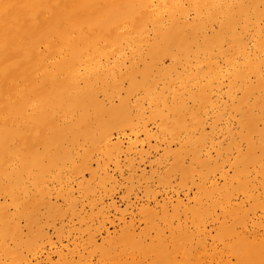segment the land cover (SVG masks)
<instances>
[{"label":"bare ground","instance_id":"1","mask_svg":"<svg viewBox=\"0 0 264 264\" xmlns=\"http://www.w3.org/2000/svg\"><path fill=\"white\" fill-rule=\"evenodd\" d=\"M9 2L17 3V4L30 5V7H25V8L13 10V15L18 13L19 16L21 17L22 22H16L12 18V16H10L7 19L0 17V197L3 196L2 197L3 200L1 199L2 201H0V258L3 259L2 262H7V264H27L30 257L27 260V257L24 254V250L27 247L29 242L32 243L29 238L30 237L33 238L31 235H33L34 233H36V236H37L38 232L40 234H44V232H45L44 231L42 233L38 230H36L37 232H34V231L32 232V230L34 228H31L32 229L31 232L33 234H30L31 232L29 231L30 229L28 228V226H30V224L31 225L36 224V223H34L35 222L34 216H37L38 213L36 215L34 210L37 211L36 208L39 207V206L37 207V204H38V202L40 203V201H39L40 199H37V197H35L34 195L29 194L30 190L28 191V187H30V186H28V187L26 186L28 184V181L24 182L23 179H25V178L22 179L23 176L26 177V176L31 175V174L33 175L32 172H35L34 173L35 175H36V173L39 174V176L37 175L36 177H40V175L43 174L45 172V170L47 171V169H50V165H52V162L55 161L54 162L55 164L53 166H51V168L57 165L56 161L58 159L63 161V159L65 158L66 155L68 156V158L66 156V160L71 159V157H69L70 156L69 153L67 154L64 151H62V149L65 147V146L62 147V145H66V144H64L65 142L66 143L70 142V144L73 143V145H74L77 142L79 143V140L81 143V139H82L87 143H92L94 145L99 144V146H101L100 149L102 147H104L105 150L102 149L101 150L102 152L106 151L108 148L119 150L120 146L117 144L118 140L115 142L116 144H114V140L110 142V137H111L110 131L113 129V130L119 132V131L125 129L124 127H126V128L130 127L131 129H135L134 124H137V123H136V121H135V123L132 121L133 115H136V116L139 115L141 117H143V115H147V114H144V112L142 115L139 114L140 111H142L143 108L147 107V106L152 111H155L154 112L155 114H158L155 117L160 115L159 114L160 111H162V113L164 111V114H165V110H167V112L173 111L171 113H174V111L179 110V113L178 112L177 113L180 114L181 113L180 111L182 110V111L187 112L190 115L192 120L195 119L198 116L197 115L193 116V115L196 114V112H198L200 109L203 108V105L205 104L206 101H208L209 104L212 103V101L208 99L209 98L208 96L210 95L209 93L211 92V90L213 88L212 80H215V82H216L217 77L221 76V73H222L220 70V67H219V60L224 61L225 62L224 65L225 64L227 65V66L225 65L226 66L225 68H227V70L225 69L227 72L226 76L229 77L228 81H230L229 82L230 84H227L228 86L230 85L229 86L230 91H228L229 90L228 86H227V90H226V91H228V93H229L228 95H230V96L226 95V92H225V95H226V97L228 96L227 99H229L230 97H234L233 105L230 102L232 105V108L229 107V109H233L235 111L233 113L238 114V117L235 116V117H237V121H238L236 123L241 128H243L245 130L244 133L243 132L242 133L243 134L246 133V135H244V138H246V140H247V141H245V142H247L246 146H248L247 151L245 153L240 152V154H239V152H237L239 154V156H238L239 158L238 157L237 158H238V160L240 159L242 161L246 160L247 164L251 162L253 164H258L259 166H263L262 164H264V46H262V45H264V33H262V29H264V22H262V21H264V15H262V9H261L262 0H9ZM238 3H243V4L247 5V7H244V8H231V7H229V5H231V4H238ZM221 20H225V21L232 20L234 22L229 25L228 29L223 34H221L219 32L214 33L213 32L214 22H215V27L219 28L220 27L219 22ZM164 58H169V60L171 61V64L167 65L166 61H165L164 64H166V65H164L162 63ZM126 59L129 61L128 66L125 65ZM177 65L182 67V69L180 68V71H178L179 68L177 69ZM222 66H223V64H222ZM222 69H223V67H222ZM223 72H225V71H223ZM137 77H139V79H137ZM223 77H224V74H223ZM220 79H222V78H220ZM175 81H178V83H177V84H179V87L177 86L178 89L177 88L173 89V87H172V83H175ZM218 81H219V79H218ZM124 82H127L126 86H124ZM160 84L162 85L161 87H159ZM214 84H216V83H214ZM221 84L222 83L219 81V83L217 84V87H219V85H221ZM220 87H219V89H220ZM140 90H142V96L138 95V92ZM218 92H216V94H218ZM139 94H140V92H139ZM218 96H219V94H218ZM114 97L118 98L117 103H115V101L113 102ZM232 99L233 98H231L229 100L232 101ZM215 100H216V98H215ZM219 100H221V98ZM144 102H146L147 105L144 106ZM217 103H215V104H217ZM223 103H226V102H222V104ZM227 103H228V101H227ZM212 105H213V103H212ZM212 105L210 107H212ZM224 105H226V104H223V106H222L221 102H220L221 108H223ZM214 107L217 108L216 105H214ZM148 108H147V110H149ZM224 109H225V107H224ZM144 110H145V108H144ZM220 110L221 109L216 111L219 115H221L220 113L222 112ZM152 111L151 112L147 111V112L150 113V115L152 114V116H153L154 114L152 113ZM206 111H207V107H206ZM101 112L103 114L102 116L99 115ZM132 112H139V113L137 115V113L133 114ZM156 112H159V113H156ZM162 113H161V116L163 115ZM177 113H176V115H177ZM233 113H232V115L229 114L231 116V120L233 117ZM214 114H216V113L214 112ZM182 115L184 116V114H182ZM185 115H187V114H185ZM206 115H207V112H206ZM209 115H213V113L209 114ZM166 116H167V114H166ZM173 116H174V114H173ZM178 116H180V115H178ZM204 116H205V114H204ZM141 117H139V118H141ZM151 117H149V118H151ZM93 118H95L96 119L95 121H97V123L99 124V126L97 125L99 127V128L97 127L98 129H96L94 127L95 124L92 123V120H94ZM149 118H147V119H149ZM164 118L167 119V117H164ZM169 118L170 117H168V119ZM205 118H207V117H204V119ZM138 119H137V121H138ZM175 119L176 120L174 121V123H176V124H177L176 121H180L181 124L184 121V117H183V120L181 118L182 122L177 117ZM200 119L202 121L201 117H200ZM200 119H199V122H200ZM135 120H136V118H135ZM162 120L163 119H161L159 121L161 122ZM186 120H185L184 124H186ZM192 120H191V122H194ZM159 121H158V123H159ZM170 121L167 123H170ZM234 121H235V119H234ZM139 122L142 123L143 121H139ZM191 122H190V124H191ZM197 122H198V120H197ZM158 123H157V125H158ZM174 123L171 121L169 126H171V128H172ZM204 123H205V121H204ZM92 124H94V125H92ZM197 124L195 123L196 127L198 126ZM91 125L93 127L92 129H91ZM139 125H141V124H139ZM183 125L181 126L182 128H183ZM202 125H203V123H202ZM227 125L228 124H226V126ZM162 126H163V123H162ZM162 126H160V128ZM226 126L224 127L225 130H229L227 128H230V125L227 127ZM158 127H159V125H158ZM179 127H177V128H179ZM191 128H192V126H191ZM140 129H143L142 131L145 130L144 127L140 128ZM165 129L167 130V128H165V126H164V130ZM175 129H176V127H175ZM175 129H174V131H177ZM184 130L185 129H183V133H181V135H183L185 133ZM186 130H188L187 126H186ZM200 130H202V128ZM200 130L199 131L196 130L198 132V136L193 135V137H197V140L195 139L196 142L198 140L200 141L202 139V138H200L201 136L203 138L206 136L205 131L208 132L207 130H205L204 133L202 132L203 134H201V133H199V132H201ZM239 130L241 131L240 128H239ZM193 131H195V130L193 129ZM236 131H238V130H236ZM161 132H163V130ZM168 132H170V131L168 130ZM146 133L145 134L143 133L145 137L148 136V135L146 136ZM164 133H165V131H164ZM227 133H229V132L227 131ZM230 134H232V133H230ZM239 134L241 135L240 132H239ZM121 135H123V134H121ZM175 135H177V134H175ZM175 135L173 138H175ZM195 135H197V134H195ZM253 135H255V139L253 138ZM210 136H212V135H210ZM181 137L183 140V136H181ZM189 137L190 136H188V138H186V139L184 137L185 140H183L187 144H189L188 147H190L189 142H191V141L187 140V139H189ZM177 138H179V137H177ZM180 138H179V140H180ZM236 138H237V136H236ZM229 139H231V136L228 137V140ZM127 140H128V142L130 141L129 139H127ZM242 140H245V139H242ZM84 141H82V143ZM183 141H181V142H183ZM36 142H38V143L40 142L41 144L39 143V146L42 145L43 148L41 149V147H40V149H37L38 143H36ZM119 142H121V140H119ZM137 142L138 141H136V143H134V144L136 145ZM181 142L178 144L179 146H180ZM196 142H192V144H196ZM233 142L235 144L236 141H233ZM78 143L76 145H78ZM130 143L132 144L131 141H130ZM130 143H128L129 146H130ZM197 143L201 149V144H199L200 142H197ZM201 143H202V147H203L204 146L203 141ZM219 143L217 142V144H219ZM33 144H36V145H34V147H32ZM182 144H181V148L185 149V146L182 147ZM207 144H210V142ZM80 145L82 146V144H80ZM135 145H133V146H135ZM178 145H177V147H179ZM225 145H227V142H226V144L224 143V146ZM235 145H233V149H235L237 147L236 151H238L240 141H239L238 145H236V147L234 148ZM35 146H36V148H35ZM124 146H126V145H124ZM228 146L230 147V143H228ZM126 147H127L126 149L128 150V146H126ZM188 147H186V148H188ZM192 147H194V145H192ZM68 148H72V147H68ZM73 148H75V146ZM82 148H84V147H82ZM181 148H176L175 149V152L177 150L176 153H174V151L170 152V150L169 151L166 150V152H170L173 155L175 154V156H176L179 152L178 149L181 150ZM194 148H191V151H192V155L194 156V158H195V156L197 157V158H195L196 162H197V159L199 158L198 156H201V155H198V153H197L199 148L198 147L195 148L197 151ZM211 148H214L212 146V144H211ZM84 149H86V147ZM192 149H194V150H192ZM222 149H223V152H226V151H224V147ZM231 149H232V147H231ZM65 150H66V148H65ZM82 150H80V151L82 152ZM98 150H96V152ZM108 150H107V152H109ZM227 150H228V148H227ZM229 150H228V152H229ZM245 150H246V148H245ZM51 151L55 152L54 153L55 157H56L57 153L60 154L59 151H62L61 153L66 154V155L63 156L64 158H61V156L58 154L59 157L58 158L56 157L55 158L56 160L53 158L51 159L50 158L51 154L48 153ZM73 151H74V154H76L77 151H75V150H73ZM110 151H112V150L110 149ZM194 151H196L195 155H194ZM231 151H233V150H231ZM87 152L88 151H86V153ZM102 152H101V154H102ZM107 152H104V153L107 154ZM120 152H118V153L116 152V154H119ZM122 152H123V150H122ZM125 152L126 151H124L123 153H125ZM187 152H189V151H187ZM84 153H85V150H84ZM84 153H82V157L79 155L81 157V159H84V156H86V154H84ZM170 153H166V155L170 154ZM185 153H183V154L185 155ZM204 153H205V151H204ZM74 154H73V156L72 155L71 156L74 157ZM208 154L209 153H206V155H207L206 157L209 160L213 159L214 161L213 160L212 161L215 163V160L217 159L218 156L215 157L216 158L215 159L214 158L215 155H214L213 158L210 159L209 157L211 156V154H209V157H208ZM218 154L219 153H217L216 155H218ZM238 154H236V155H238ZM192 155H190V156H192ZM223 155H225V154H223ZM223 155H222V157H223ZM236 155H235V157H236ZM79 156H77V158ZM225 156H227V155H225ZM103 157H104V155H103ZM173 157H171L172 163L175 164L176 161H178L179 165H180L182 163V157H184V156H182L181 159H179V156L177 155L176 157L179 160L177 159L176 161H175L176 157L174 159H173ZM228 157H229V155L227 156V158ZM231 157L233 158V156H231ZM96 159H97V157H96ZM183 159L185 161V157ZM203 159H205V161ZM225 159H226L225 157L222 158V160H225ZM52 160H54V161H52ZM173 160H174V162H173ZM190 160H191V157H190ZM207 160H206L205 156H202L201 161L207 162ZM209 160H208V162H209ZM222 160H220V163L222 162ZM238 160L236 159V162H234V164H233V166L235 167L236 170H237L236 163L238 162ZM61 161L59 163V167H60ZM64 161H65V159H64ZM73 161H74V159H73ZM82 161L84 162L85 160H81V162ZM90 161H92V160H90ZM106 161L110 162V160H106ZM115 161H117V160L115 159ZM131 161H132V159H131ZM131 161L128 160L129 163ZM229 161L231 162L230 159H229ZM233 161H235V160L233 159ZM66 162H68V161H66ZM81 162H78L76 164V166L75 165L72 166L74 163L70 162V166L73 168L78 167L77 173H79V169H81V168H79V166L81 167V165L83 164L82 163L81 165H79V163H81ZM101 162H102V160H101ZM112 162H113V160H112ZM84 163H87V162L85 161ZM106 163H108V162H106ZM172 163H170V165ZM191 163H192L191 161L189 164L186 163L187 165L190 166V168H189V166H186L185 163L184 164L189 169V170H186V172L193 174L192 172H189V171H192V167H193V166H191ZM198 163L200 164V162H198ZM202 163H201V166L203 165ZM241 163H242V165H245L243 162H241ZM62 164H64V163H62ZM116 164L114 163V165H116ZM173 164H172V166H173ZM177 164L178 163H176L175 165H177ZM184 164L182 163V165H184ZM216 164H218V163H215V166H216ZM222 164H224V163H222ZM86 165H88V167H89V164H86ZM101 165L104 166V164H101ZM175 165H174L175 168L174 167H173L174 169L172 168V170L174 172H175L176 168H178V165H177V167ZM212 165H213V163H212ZM230 165L232 166V162L230 163ZM242 165L240 166V168H242ZM94 166H92V168L89 167V171L91 169L94 170L93 169ZM215 166L213 165L214 169H216V167H217V166L216 167ZM247 166H249V164ZM57 167H58V165H57ZM98 167H97V169H98ZM118 167H120V166H118ZM171 167L169 166V169ZM213 167H211V168L213 169ZM255 167H257V166H255ZM60 168H59V170H60ZM66 168H69V167H66ZM76 168H74V170ZM228 168H229V164H228ZM240 168H238V169H240ZM251 168H253L252 164H251ZM263 168H264V166H263ZM82 169L85 170L86 168H82ZM179 169H182V166ZM223 169H225V167ZM231 169H232L231 171L233 173L234 172L233 168H231ZM84 170H82L80 172L83 173ZM213 170H212V174H213ZM236 170H235V172H236ZM242 170H244V169H242ZM254 170L257 171L258 169H254ZM53 171L57 172L55 170H53ZM182 171L181 172L178 171V172H180V174H181ZM184 171H185V169H184ZM197 171H199V169ZM204 171H208L210 173L209 170L205 169ZM225 171H227V170H224V174H225ZM239 171L241 173V170H239ZM239 171H238V173H239ZM47 172H48V174H50L49 173L50 171H47ZM93 172H91L89 174L91 175V174H93ZM103 172H104V169H103ZM194 172H196V171H194ZM208 172L206 173V175L208 174ZM77 173H75V174H77ZM96 173L99 174V171ZM109 173L111 174V172H109ZM151 173H152V175L154 174V172H151ZM232 173H230L231 177H232ZM260 173L262 174V170H260ZM68 174L65 173V177ZM97 174H95V175L98 177H101V175L99 176ZM148 174H150V173H148ZM184 174H183V176L185 177L186 173H184ZM202 174L205 175V173L203 171H202L201 175ZM221 174H222V172H221ZM230 174L228 176H230ZM246 174L248 175V172ZM255 174H256V172H255ZM255 174L254 175L252 174V175L255 176ZM72 175H73V173H72ZM106 175H107V173H106ZM197 175H195V176L197 177ZM222 175H220V176L223 179V177L225 175L224 176H222ZM241 175L243 177V174H241ZM104 176H105V173H104L103 177ZM188 176L187 177L189 179H191L192 175H191V177H190V174ZM34 177L32 178V180H30L31 177L29 178V181H30L29 184L30 185H32L31 181H33ZM36 177L34 180H36ZM42 177H40V178H42ZM108 177H110V176H108ZM234 177H236V176H233L232 181L234 180V181L239 182L238 180H241V179L236 180ZM262 177L264 178V174L262 175ZM262 177L260 178L261 180L259 179V181L263 182ZM60 178H61V174H60ZM144 178H145V176H144ZM146 178L144 180H146ZM148 178H150L149 175H148ZM192 178H194V175ZM213 178H214V176H213ZM252 178L255 179L254 177H252ZM110 179H112V177ZM141 179H143V178H141ZM210 179H209V182H210ZM244 179H246V178H244ZM244 179H243V181L245 184L249 178L246 179V181ZM60 180L62 181V179H60ZM81 180H79L80 182L77 181L78 183H81L80 185H82ZM97 180H99L101 183L103 182V181H101V178L100 179L97 178ZM191 180H193V179H191ZM201 180L202 179L200 178V181ZM205 180H202L201 182H204ZM212 180L214 181V179H211V181ZM37 181H38V179H37ZM64 181H65V179H64ZM108 181H109V179H108ZM108 181H106V182H108ZM223 181H226V180L223 179ZM227 181H228V179H227ZM232 181L230 180V183L228 182V184L230 185ZM209 182H208V184H209ZM25 183H26V185H25ZM33 183H35V182L33 181ZM198 183L199 182H195L196 186ZM247 183H248V181H247ZM254 183H255V181H254ZM86 184H88V183H85V184L83 183V185H86ZM199 184H201V183H199ZM199 184H198V186H199ZM205 184H203V185H205ZM221 184L223 185V187ZM221 184L218 186H216V185L211 186L210 185L212 189L213 188H216V189L211 191V189L209 187V189L207 188L206 193H208V190H210V192L215 191V193H216V190L218 188H219L218 190H222L224 188L229 187V186L225 187L226 183L224 184V182ZM233 184H235V183H233ZM239 184H241V183H238V185ZM250 184H252V181ZM261 184L263 185L264 183H261ZM261 184L260 183L258 184V181H257L256 185H258V187H259V185H261ZM64 185H67V184H64ZM76 185H77V183H76ZM80 185H78V186H80ZM96 185H98V182ZM99 185H101V184H99ZM232 185H231V187L233 190L235 187H233ZM256 185L252 184L250 186L257 187ZM262 185H261L260 189H262ZM62 186L59 185V187H62ZM89 186L90 185H87V187H89ZM198 186L196 187V191H198L197 190V188H198L201 190V193H202L204 186L200 187V188ZM235 186L237 187V184ZM250 186L248 185V187H250ZM37 187H39V186H37ZM82 187H84V190H85L82 192L86 193L87 187L86 188H85V186H82ZM220 187H222V188H220ZM254 187H253V189H255ZM240 188L242 189V185H240ZM35 189L37 190L38 188H35ZM236 189L237 188H235V190ZM249 189H251V188H249ZM253 189H252V191H253ZM38 190H40V189H38ZM78 190H79V187H78ZM81 190L82 189L80 188V193H81ZM90 190H88V191L90 192ZM224 190L226 191V189H224ZM228 190H230V189H228ZM228 190L226 191V193L228 192ZM235 190H234V192H237ZM44 191L42 192V189H41V192H38V193L41 194L42 196L44 195V198H46L45 195L47 194V191L45 193H44ZM57 191L58 190L56 189L55 192H57ZM66 191H65V193H66ZM256 191L258 193L259 190H256ZM51 192H53V189ZM51 192H50V194H51ZM210 192L208 194H210ZM42 193H44V194H42ZM60 193H61V191H60ZM71 193H73V192H71ZM80 193H79V195H80ZM226 193H224V196H222V200L224 198H226L229 194H231V192H228L227 193L228 195L225 196ZM246 193L247 192H245V194ZM34 194H36V193H34ZM39 194H38V196H39ZM91 194L93 196L94 193H90V195ZM199 194H200V192H199ZM218 194H221V193H218ZM248 194H250V192H248ZM254 194H256L255 191H254ZM60 195H62V194H60ZM96 195H97V193H96ZM257 195H259V194H257ZM261 195H263V194H261ZM56 196L58 197V195H56ZM56 196L53 197V199L57 198ZM67 196H65V197H67ZM98 196H99V194H98ZM204 196H205V194H204ZM231 196H234V195H231ZM238 196H239V194H238ZM254 196H256V195H254ZM254 196L252 197L253 199H254ZM65 197H64V199H65ZM201 197L203 198V196H201ZM201 197L200 196L198 197V201L196 198H194V199H196L195 202L197 201L200 203L199 200ZM213 197H211V199ZM217 197L218 196L216 195L215 199ZM219 197L221 199V195H219ZM248 197H251V195H248ZM44 198L41 199V201L46 207L45 210L47 209L48 211H53L52 215L49 214L47 211V216L51 215V217H49V218H51V221L53 220L52 218H53L54 214L57 213L58 214V215L56 214L57 217H59L60 214L63 215L62 212L67 211V210H64V208L68 209L70 207V209L73 210V208H71L73 206L72 204H74V202H75L73 197H72L73 199H71L72 202L70 201L71 203H69V205H68L69 207L62 208L63 211H61V209H60L61 206L58 207L59 206L58 202H56V204H58V205H56L55 203L52 202L53 201L52 199H51L52 201H50V200L44 199ZM70 198H71V196H70ZM91 198H93V197H91ZM177 198H175V199L177 200ZM204 198L206 199L207 197L205 196ZM208 198H210V197H208ZM252 198H251V200H252ZM75 199H76V197H75ZM77 199H79V198H77ZM80 199L82 200L83 198L80 197ZM179 199L180 198H178V200ZM205 199H203V200L205 201ZM257 199H255L252 202V204L256 203ZM62 200H63V198H62ZM67 200H69V199H67ZM81 200L79 202L82 204ZM89 200H92V199H90V198L88 199V202H90L89 203L90 207H92L91 204L94 201L93 200L89 201ZM216 200H218V199H216ZM216 200H214L213 203H206V202L205 203L211 204V205L213 204L214 207H218L217 206L218 203L217 204L215 203L216 206L214 204V202H216ZM240 200H241V202L239 204H235L233 208H241L242 209L241 215L244 213L246 214V212H247L246 207L249 206V208H250V206L252 204L247 205L245 207L244 204L242 203V198ZM243 200H245V199H243ZM63 201H65V200H63ZM96 201H97V199H96ZM223 201H225V199ZM227 201H225V202H227ZM68 202H66V203L68 204ZM97 202H95V203H97ZM175 202H177V201H175ZM182 202L183 201H181V203ZM218 202L220 204L221 200ZM80 203H78L79 206H81ZM112 203L113 202L111 201L110 205H112ZM181 203H180V201H178L176 204H174V207L176 205L177 209H178V206ZM201 203H203V202H201ZM228 203L229 202H227V205H228ZM247 203L249 204V202H247ZM156 204L158 205V203H155V205ZM232 204H231V206H232ZM188 205H190V204H188ZM201 205L197 204L196 205L197 209ZM211 205H210V207H211ZM100 206H102V205L100 204ZM113 206H114V203H113L112 207ZM144 206H145V204H144ZM160 206H163L162 203L160 204ZM184 206L185 205H183V207ZM140 207L141 208L138 207L140 210L141 209L143 210L145 208V207H143V204ZM163 207H165V205ZM163 207H161L160 209H162ZM190 207H192V209L188 208V210H191V212H192L194 206L192 205ZM205 207H209V206L204 205V208H201L202 209L201 212H203L204 214H205V212L206 213H210V212L212 213L211 210H210V212L203 211L204 209L206 210ZM252 207H254V206L252 205ZM147 208H148V206H147ZM175 208H174V210H175ZM160 209H159V211H160ZM166 209L167 208H165V212H162V214L160 212V215L162 217L161 219L164 220V223H167V221L169 220V212H166ZM170 209L173 210V207H171ZM181 209H182V207H181ZM197 209H196V211H197ZM255 209H257V207L256 208L254 207L253 210H250V213H251V211H254ZM149 210H150V208H149ZM153 210L157 211L156 208ZM163 210H164V208H163ZM54 211H56V212H54ZM57 211H59V212L61 211V213H59ZM68 211H69V209H68ZM82 211H84V210H82ZM146 211H147V209H146ZM185 211L186 210H184V212ZM199 211H200V209L197 212H199ZM73 212L74 211H72V213ZM91 212H93V211L89 212L90 217H91V215H93V213H91ZM143 212L145 213V210ZM143 212H139V214L141 213V216H142ZM178 212L179 211H177V213ZM152 213L150 212L149 214H152ZM179 213H181V212H179ZM149 214H147L145 219H147ZM94 215H98V214H94ZM99 215H101V214H99ZM173 215H175V214H173ZM182 215L184 216L185 213L184 214L182 213ZM188 215H189V213H188ZM220 215H221V219H222V223H223V221L225 220V219H223L224 216H222V214H220ZM154 216H155V214H154ZM156 216H157V214H156ZM186 216L187 215H185V217H184L185 219H186ZM198 216L200 217V214ZM83 218L81 217L82 220L81 219L80 220L83 221L84 220ZM153 218H155V217H153ZM159 218H160V216H159ZM188 218L186 220H188ZM200 218H202V217H200ZM200 218H198L197 221L192 220L193 224L198 222ZM243 218H245V217H243ZM21 219L24 220L23 221L24 226H26L28 230H26V231L24 230V226L22 225L23 223L21 224ZM33 219H34V222L30 223V222H32ZM87 219H86V221H87ZM149 219L151 220V217ZM185 219L183 222H181V221L176 222L175 221V224L168 222V226L166 225L168 228L167 234L170 233V235H169L170 240L168 241V243L172 239V242L174 243V245H172L173 243L170 242V246L172 247V249L176 250V252L181 251L180 256H178V257L175 256L177 254H175V252L172 249L170 251L168 249H166V247H168L167 246L168 244L166 243V240L168 239V237L165 236V234L163 235V231L165 228L162 231V229L157 226L158 224H160L159 222L156 225L157 227H155L156 229L153 228L155 234H153L154 233L153 232L152 236H150V235L146 236L147 232L144 231V230H147L146 228L149 227L148 232H150L151 230L153 231L152 228L150 230V224L149 223H151V222L148 221V223H147L148 226L145 225L146 226L145 229L144 228H141V230L138 229L137 230L138 232H137L134 229L135 228L133 225L134 222L132 223L131 220H129V222L126 224L124 223L125 224V225L123 224L124 226L121 225V227H119V230L121 229V232H118L119 235H116V236L115 235H112V236L108 235V237L104 238L103 240H105V242L107 241V246H106L107 248H105L103 246L104 244L101 243L103 240L98 245H99L100 249H102V247H104V249H106V251L104 249H102V250H98V251H101V253L100 252H98V253H100L99 255H102V256H104L103 254L106 253L105 256L107 257V263L108 264H183L184 261H201V262H203L204 260L203 259H202L203 261L201 260V256L204 254V251L200 252L201 254L203 253L201 255L200 253L197 254V251H195L196 253H194L192 250L193 249L192 247H194L197 244L198 240H196L193 244L194 246L192 245V247H191V244H192L191 241H193L192 238L196 232L194 233L193 231H195V230L194 229L191 230L192 228L190 229L188 227L189 225L187 224L188 225L187 226L185 224ZM193 219H195V218H193ZM247 219H249V217H247ZM179 220H180V218H179ZM181 220H182V218H181ZM203 220H204V218H203ZM203 220H201V221L203 222ZM37 221L39 222L40 220H37ZM231 221H230V224L233 222V221L232 222ZM240 221H243V220H240ZM253 221H254V219H253ZM253 221H251V222L253 223ZM83 222H85V221H83ZM164 223H162V224H164ZM219 223H221V222H219ZM199 224H200V222H199ZM258 224L259 223H256L254 225V223H253L254 226H256ZM86 225H88V224H86ZM151 225H153L152 227L155 226L153 224V220H152ZM161 225H159V226H161ZM195 225L198 226L197 223ZM195 225H193V226H195ZM37 226L39 227V225H36V228H38ZM40 226L42 227V225H40ZM218 226H219V224H218ZM249 226H250V224H249ZM258 226H256V227H258ZM162 227H165V226H162ZM200 227L202 228V226H198V227H196V229L198 228L200 230ZM217 228H219V227H217ZM38 229H40V228H38ZM84 229L86 230L87 227L81 228V231L83 232ZM142 229H144V230H142ZM204 229L205 228L203 226L202 230L199 232L204 233V231H205ZM251 229H253V228H251ZM87 230H89V229H87ZM216 230H218V229H216ZM107 231L108 230H106V233H108ZM199 232L196 233V236H195L196 238H197V234H199ZM251 232H253V231H251ZM87 233L89 235V231ZM216 233H217V231H216ZM45 234L47 236L46 232H45ZM116 234H117V232H116ZM252 234L250 235V237L254 241L253 248H252L250 253L243 255L240 258L259 261L261 258L260 237H255L256 234L255 235H252ZM88 235H86V236H88ZM205 235H207V234H205ZM46 236H44V237H46ZM92 236H94V234ZM149 236H150V238H149V240H147V237H149ZM153 236H155L154 240H152L153 238L151 239V237H153ZM202 236L203 235H201V238H202ZM165 237H167V239ZM34 238H36V237H34ZM89 238L90 237H88V239H86L87 242H89L91 240V239L89 240ZM199 238L200 237H198V239ZM201 238H200V240H201ZM84 239H85V237H84ZM92 239H93V237H92ZM94 239H93V241H94ZM33 240L34 239H32V241ZM83 243H84V241H83ZM187 243H189L190 246H188ZM91 244L93 245V242H91ZM101 244H102V246H100ZM198 244H199V242H198ZM86 245L87 244H85V246ZM98 245L95 242L94 246L97 247ZM200 245L201 244H199V246ZM208 246H210V245L208 244ZM196 247H194V248H196ZM225 247H226V245H225ZM33 248H32V250H33ZM88 248H90V246ZM168 248H170V247H168ZM201 248H203V247H201ZM201 248H199V249H201ZM211 248H212V246H211ZM96 249L97 248L92 249V251L96 250ZM69 250H71V249H69ZM72 250L70 251V255L66 254L67 251H66V253L65 252L61 253L62 251L58 252L56 250V252H58L57 253L58 256L56 255L58 257L57 258L58 260H56V258H55V261H57V262L53 261V264L54 263L55 264H80L76 258L74 259ZM82 250H84V249H82ZM74 251H76V250H74ZM78 251H77V253H78ZM107 251H108V253H107ZM132 251H135L138 256L133 255L134 252L132 253ZM229 251H230V249H228V252ZM172 252L174 255L173 254L171 255ZM226 252H227V250H226ZM227 253H225V254L228 255ZM80 255L81 254H79L78 258L82 257V255H81V257H80ZM199 255H201V256H199ZM47 256L49 259V255H47ZM47 256L45 257L46 259H43V261L48 260ZM102 256H101V258H103ZM146 256H147V258H148V256H151V258L149 257L150 259L148 258L150 261L145 260ZM76 257H77V255H76ZM205 257H202V258H205ZM214 257H215V255H214ZM222 257H224V256H222ZM212 258L213 257H211L209 259H212ZM216 258L219 259L220 257L219 258L216 257ZM85 259H86V257H85ZM217 259H215V260H217ZM225 259L217 260V261H220L221 264H227V261L229 260L228 256H227V260H225ZM43 261L41 260V262H43ZM104 261H106V260H104ZM32 262H31V264H32ZM50 262H51V260H50ZM101 263H102V261H101ZM33 264H39L38 260H35V262ZM48 264H49V262H48Z\"/></svg>","mask_w":264,"mask_h":264},{"label":"rangeland","instance_id":"2","mask_svg":"<svg viewBox=\"0 0 264 264\" xmlns=\"http://www.w3.org/2000/svg\"><path fill=\"white\" fill-rule=\"evenodd\" d=\"M128 60L126 59L125 60V65H129V61L127 62ZM165 61H166V64L168 65V64H171V61L169 60V58H164L163 59V61H162V63L164 64L165 63ZM168 62V63H167ZM223 64V66H222V64ZM224 61H222V60H219V67H220V70H221V76H218L217 77V79H216V82H215V80H212V82H213V88H212V90H211V92L209 93L210 95L208 96L209 98V100H211L212 101V103H213V105H212V103H210L211 105H212V107H210L211 105L208 103V101H206L205 102V104L203 105V108L202 109H200L198 112H196V114H194L193 116H198V117H194L195 119H191V117H190V115L187 113V112H185V111H180L181 113L180 114H178L179 113V110L177 111H174V113H171V112H173V111H168L167 112V110H165V114H164V111H163V113H162V111H160V113L159 112H156V113H159L160 115L159 116H157V117H155L156 115H158V114H155L154 112L155 111H152L151 109H149L148 108V106L147 107H144L145 108V110H144V108H143V110L142 111H140V113L139 112H132L133 114L134 113H137V115H138V113L140 114V115H142L143 114V112H144V114H147V115H143V117H141V116H136V115H133V119H132V121L135 123V121H136V123L138 124H134L135 126H134V128L135 129H131L130 127H124L125 129H123V130H121V131H115V130H111L110 131V142L111 141H113L114 140V144H116L115 142L118 140V142H117V144L120 146L119 147V150H115V149H112V148H108L107 150L109 151V152H107V150L106 151H104V152H107V154L106 153H104V152H102L101 150L102 149H104V147H102L101 149H100V147L101 146H99V144H96V145H94V144H92V143H87V142H85L84 140H82L81 139V143H80V140H79V143H78V145H76L77 143H75L74 145H73V143L72 144H70V142H65L64 144H66V145H62V147H64L63 149H62V151H64L65 153H69V157H71V159H67L66 160V154H62L61 152L62 151H59L60 152V154L59 153H57V155H56V157L58 158L59 156H58V154L61 156V158H64L63 156L64 155H66L65 156V161H64V159H63V161H61V160H57L56 161V164L58 165V167H57V165L56 166H54V167H52L51 168V166H53L55 163V161L54 160H52V161H54V162H52V165H50V169H47V171H50L49 173L50 174H48V172L45 170V174L43 175V174H41L40 175V177H42V178H40V177H36L37 175L39 176V174H37L36 173V175L34 174L35 172H32L33 173V175L36 177V180H34L35 179V177L31 174V175H28V176H23L22 177V179L23 178H25V179H23V181L24 182H27L28 181V184L26 185V183H25V185L28 187V186H30V187H28V191H29V194L30 195H34L35 197H37V199H40L39 201H40V203L38 202V204H37V207L38 208H36L37 209V211L36 210H34V212H35V214L37 215V213H38V217L37 216H34V219H35V222H34V219L32 220V222H30V223H36V224H30V226H28V228L30 229L29 231L31 232V228H34L33 230H32V232L34 231V232H37L36 230H38V231H40V232H46L47 233V236H46V234H45V232H44V234H40L39 232L37 233V236H36V233H30V234H33V235H31L33 238H31L30 236V240H31V242L32 243H28V245H27V247L25 248V250H24V254L26 255V257H27V260H28V258H29V260H28V262H27V264H31V262H32V264L35 262V260H38V262H39V264H48V262H49V264H53V261L54 262H57V261H55V258H56V260H58L57 258V256H58V252H60V251H62L61 253H66V251H67V255H70V251L72 250L73 251V257H74V259L76 258L78 261H79V263L80 264H82L81 262H83V264H92V262L93 261H95L96 262V264H108L107 263V257L105 256V254H103L104 256H102V255H99L100 253H101V251H98V250H102V249H104V247L105 248H107L106 246H107V241L105 242V240H103L104 238H106V237H108V235H119V233L118 232H121V229L119 230V227H121V225H123L124 223L126 224V223H128L129 222V220H131L132 221V223L134 222H136L135 224L133 223V225H134V229L137 231L138 229L139 230H141V228H146V226L145 225H147L148 226V221H150L151 223H149L150 224V230H151V228L153 229H156L155 227H160L161 229H162V231H163V229L165 228H167V226H168V222H170V223H173V224H175V221L176 222H178V221H181V222H183L184 221V217H185V215H187L186 216V219L188 218V220H186L185 219V224L191 229V230H195V231H193L194 233L196 232V233H198L199 231H201L202 230V228H203V226H204V233L205 234H207V235H205L203 232L201 233V232H199V234H197V238L195 237L196 236V233L193 235V238H192V240L193 241H191L192 242V244H191V247H192V245L194 244V242L196 241V240H198V242H199V244H201L200 246H199V244H198V242H197V244L194 246V247H196L197 245V247L196 248H194V247H192L193 249V252L194 253H196L195 251H196V249H199V248H201V247H203V248H201V249H199V251H197V254L198 253H200L201 251L203 252L204 251V254L202 255L201 253V255H199V256H201V260L203 259L204 261L206 260V259H209V258H211V257H207V255L205 254L206 252H207V250H208V248L209 249H211V246H213V238L216 236V231H218L219 230V228H217L218 227V224L220 225V224H222V219H221V215H217L216 213H217V208L218 207H214L213 206V204L211 205V204H206V203H213V201L214 200H216V199H218V200H216V202H214V204L216 203H218V205L217 206H219L221 203H223V204H225L226 206H228V207H234V205H235V203L233 202V204L232 203H230L229 202V197L231 198V200L232 201H235V198L238 196V194H239V198L241 199L242 198V203L244 204V206H245V202L247 201V202H249V204L247 203L246 204V206L247 205H250V204H252V202L255 200V199H257V202L256 203H254V204H252L255 208L257 207V209H255L254 211H251V213H250V210H253L254 209V207H252V205L250 206V208H249V206L248 207H246V214L244 213V214H242L241 216H240V219L239 220H237L236 221V223L237 224H243V222H244V219L246 218L247 219V217H249V219H247V226H248V230H249V234L251 235L252 233V235H255V237H260V232H261V225H259L260 224V219H261V212H260V206L259 205H261V199H262V196H264V184L262 185L261 183H264V178L262 177V175L264 174L263 172H264V168H263V166H264V164H262L263 166H259L258 164H253V163H248L249 164V166H247L248 164H247V161L246 160H238V156H239V154H240V152H242V153H245L246 151H247V147L248 146H246L247 145V142H245V141H247L246 140V138H244V135H246V133L245 134H243L244 133V129L243 128H241L236 122H238L237 121V117H238V114L237 113H233V112H235L233 109H229V107L230 108H232V105H233V102H234V97H230L229 99H231V98H233L232 99V101L231 100H229V99H227L228 98V96H230V95H228L229 93H228V91H230V85L228 86L227 84H230L229 82L230 81H228V76H226L227 75V72H226V70H227V68H225L226 66L224 65ZM166 64H164V65H166ZM179 65H177V69H178V71H180V68L182 69V67L181 66H179ZM222 67H223V69H222ZM226 69V70H225ZM223 71H225V72H223ZM223 74H224V77H223ZM220 78H222V79H220ZM137 79H139V77H137ZM218 79H219V81L222 83L221 85H219V87H220V89H219V87H217V84L219 83V81H218ZM230 80V79H229ZM178 83V81H175V83H172V87H173V89H178V87H179V84H177ZM214 83H216V84H214ZM126 84H127V82H124V86H126ZM175 84V85H174ZM216 87H215V86ZM159 86V85H158ZM162 85L160 84V86L159 87H161ZM176 86V87H175ZM178 86V87H177ZM227 86H228V88H229V90L228 91H226L227 90ZM218 90H217V89ZM215 90V91H214ZM222 90V91H221ZM219 91V92H218ZM139 92H140V94H139ZM138 92V95L139 96H142V90H140ZM213 92V93H212ZM216 92H218V94H219V96H218V94H216ZM225 92H226V95H228L227 97H226V95H225ZM212 93V94H211ZM221 93V94H220ZM217 95V96H216ZM222 95V96H221ZM215 96V97H214ZM117 98V97H116ZM115 97L113 98V102L115 101V103H117L118 102V98L116 99ZM211 98V99H210ZM215 98H216V100H215ZM218 98V99H217ZM221 98V100H219ZM207 99V100H208ZM214 101H213V100ZM210 101V102H211ZM227 101H228V103H227ZM217 103V104H215V103ZM220 102H221V105L223 106V104H226V105H224V107H225V109H224V107L223 108H221V106H220ZM222 102H226V103H223L222 104ZM232 103V105H231V103ZM207 103V104H206ZM145 105H147L146 104V102H144V106ZM214 105H216V107L217 108H215L214 107ZM229 105V106H228ZM231 105V106H230ZM209 106V107H208ZM220 106V107H219ZM227 106V107H226ZM205 107V108H204ZM206 107H207V111H206ZM147 108L149 109V110H147ZM209 108V109H208ZM214 108V109H213ZM219 109H221L220 111H222L220 114L221 115H219L216 111H218ZM224 109V110H223ZM203 110V111H202ZM212 110V111H211ZM147 111H152V113L154 114L153 116H152V114L150 115V113H148ZM202 111V112H201ZM207 112V115H206V112ZM142 112V113H141ZM178 112V113H177ZM210 112V113H209ZM214 112L216 113V114H214ZM161 113L164 115H162L161 116ZM176 113H177V115H176ZM213 113V115H209V114H212ZM232 113H233V117H232V120H231V116L230 115H232ZM93 114V113H92ZM149 114V115H148ZM166 114H167V116H166ZM173 114H174V116H173ZM182 114H184V116L182 115ZM185 114H187V115H185ZM204 114H205V116H204ZM230 114V115H229ZM100 116H102L103 114H102V112L99 114ZM178 115H180V116H178ZM189 115V116H188ZM136 116V117H135ZM152 116V117H151ZM161 116V117H160ZM235 116H237V117H235ZM136 118V120H135V118ZM139 117H141V118H138ZM149 118V117H151V118H149V119H147V118ZM159 117V118H158ZM163 117V118H162ZM164 117H167V119L166 118H164ZM168 117H170L169 119H168ZM174 117V118H173ZM178 118V119H180L181 120V118H182V120H183V117H184V121H183V123L181 124L180 123V121H176L177 122V124L176 123H174V121L176 120L175 118ZM180 117V118H179ZM200 117L202 118V121H201V119H200ZM204 117H207V118H205L204 119ZM187 120H186V119ZM235 119V121H234V119ZM94 120H92V123H94V124H92V125H94V127L96 128V129H98L99 127V124L97 123V121H95L96 119L95 118H93ZM137 119H138V121H137ZM143 119V120H142ZM146 119V120H145ZM161 119H163L161 122L163 123V126H162V123L159 121V120H161ZM192 121H194V122H191V120ZM199 119H200V122H199ZM204 119V120H203ZM174 123V125L172 126V128H171V126H169L170 125V123H171V121ZM182 120H181V122H182ZM185 120H186V124H184V122H185ZM197 120H198V122H197ZM139 121H143L142 123L141 122H139ZM158 121H159V123H158ZM166 123H165V122ZM170 121V123H167V122H169ZM191 122V124H190V122ZM204 121H205V123H204ZM207 122V123H206ZM144 123V124H143ZM157 123H158V125H159V127H158V125H157ZM166 125H165V124ZM189 123V124H188ZM195 123L198 125L197 127L195 126ZM201 125H200V124ZM202 123H203V125H202ZM139 124H141V125H139ZM146 124V125H145ZM180 124V125H179ZM184 124V125H183ZM194 124V125H193ZM226 124H228L227 126H229L230 125V128H227V129H229V130H225V126H226ZM236 124V125H235ZM92 125H91V129L93 128L92 127ZM98 125V126H97ZM145 125V126H144ZM172 125V124H171ZM178 125V126H177ZM183 125V128L181 127ZM138 126V127H137ZM160 126H162L161 128H160ZM164 126H165V128H167V130L165 129L164 130ZM181 128H180V127ZM185 126V127H184ZM186 126H187V129L188 130H186ZM191 126H192V128H191ZM226 126V127H227ZM98 127V128H97ZM144 127V129L146 130H144V131H142L143 129H140V128H143ZM158 127V128H157ZM169 127V128H168ZM175 127H176V129H175ZM177 127H179V128H177ZM189 127V128H188ZM235 127V128H234ZM241 129V131L239 130V128ZM147 128V129H146ZM163 128V129H162ZM196 128V129H195ZM199 128V129H198ZM202 128V130H200ZM95 129V130H96ZM163 130V132H161L162 130ZM172 129V130H171ZM174 129L175 130H177V131H174ZM180 129V130H179ZM182 129V130H181ZM183 129H185L184 130V134L183 135H181V133H183ZM193 129L195 130V131H193ZM131 130V131H130ZM137 130V131H136ZM168 130L171 132H168ZM201 131V132H199V133H201V134H203L204 133V131L205 130H207L208 132H206L205 131V137L203 138L202 136L200 137V138H202L200 141L198 140L197 142H200L199 144H201V149H200V146H198V143L196 142V140H197V137H193V135L194 136H198V132L197 131ZM232 132H231V131ZM236 130H238V131H236ZM134 131V132H133ZM164 131H165V133H164ZM182 131V132H181ZM187 131V132H186ZM227 131L229 132V133H227ZM236 131V132H235ZM118 132V133H117ZM148 134H147V133ZM176 132V133H175ZM189 132V133H188ZM191 132V133H190ZM203 132V133H202ZM239 132L241 133V135L239 134ZM243 132V133H242ZM137 135H136V134ZM146 133V136L147 137H145L144 136V134ZM193 133V134H192ZM208 133V134H207ZM211 133V134H210ZM230 133H232V134H230ZM112 134V135H111ZM121 134H123V135H121ZM173 134V135H172ZM175 134H177V135H175ZM186 134V135H185ZM188 134V135H187ZM195 134H197V135H195ZM117 135V136H116ZM119 135V136H118ZM174 135H175V138H173L174 137ZM192 135V136H191ZM210 135H212V136H210ZM228 135V136H227ZM237 136V138H236V136ZM137 136V137H136ZM181 136H183V140H185L186 138H188V136H190L189 137V139H187L188 141H191V142H189L190 143V147L191 148H196V147H198L197 149H198V155H201V156H198L199 158V160L197 159V162H196V159L195 158H197L196 156H195V158H194V156L192 155V151H191V148L190 147H188V145L189 144H187L185 141H183L182 140V137ZM187 136V137H186ZM209 136V137H208ZM229 136H231V139H229L228 140V137ZM128 137V138H127ZM177 137H181L180 138V140H179V138H177ZM184 137H185V139H184ZM198 137V138H199ZM239 137V138H238ZM133 138V139H132ZM177 138V139H176ZM199 138V139H200ZM211 138V139H210ZM241 138V139H240ZM253 138L255 139V135H253ZM127 139H129L131 142H132V144L130 143V141L128 142V140ZM137 139V140H136ZM139 139V140H138ZM195 141H194V140ZM235 139V140H234ZM237 139V140H236ZM242 139H245V140H242ZM119 140H121V142H119ZM124 142H123V141ZM133 140V141H132ZM138 141L137 142V144L135 145L134 143H136V141ZM174 140V141H173ZM176 140V141H175ZM206 142H205V141ZM228 140V141H227ZM231 140V141H230ZM242 140V141H241ZM82 141H84L83 143H82ZM141 143H140V142ZM178 141V142H177ZM181 141H183V142H181ZM203 141V145L205 146H203L202 147V142ZM233 141H236L235 142V144L236 145H238V143H239V141H240V145H239V147H238V151H236V145L234 144V142ZM181 142V144H182V147H184L185 146V149L183 148H181V144H180V146L178 145L179 143ZM192 142H196V144H192ZM205 142V143H204ZM210 142V144H207V143H209ZM215 142V143H214ZM217 142L219 143V144H217ZM226 142H227V145H225L224 146V143L226 144ZM242 142V143H241ZM36 143H38V142H36ZM40 143V142H39ZM39 143H38V145H37V149H40V147H41V149L43 148L42 147V145L41 146H39ZM87 143V144H86ZM113 143V142H112ZM111 143V144H112ZM120 143V144H119ZM128 143H130V146H129V144ZM186 143V144H185ZM214 143V144H213ZM228 143H230V147L228 146ZM245 143V144H244ZM41 144V143H40ZM80 144H82V146L80 145ZM123 144V145H122ZM142 144V145H141ZM194 145V147H192V145ZM206 144V145H205ZM211 144H212V146L215 148L216 146V148L214 149V148H211ZM235 145L234 146V148L235 149H233V145ZM241 144L244 146L243 147V151H241ZM34 145H36V144H33L32 145V147H34ZM87 145V146H86ZM92 145V146H91ZM124 145H126V146H128V150L126 149L127 147L126 146H124ZM133 145H135V146H133ZM177 145L179 146V147H177ZM210 145V146H209ZM219 145V146H218ZM72 147V148H68V147ZM75 146V148H73ZM80 146V147H79ZM99 146V147H98ZM208 146V147H207ZM246 146V147H245ZM82 147H86V149H84V148H82ZM88 147V148H87ZM98 147V148H97ZM186 147H188V148H186ZM224 147V151H226V152H223V148ZM228 148V150H229V152H228V150H227V148ZM231 147H232V149H231ZM35 148H36V146H35ZM65 148H66V150H65ZM83 150H82V149ZM124 148V149H123ZM174 148V149H173ZM176 148H181V150L180 149H178L179 150V152H178V156H179V159H181V157L182 156H184L185 157V161H184V157H182V163L184 164H186V163H190V161L193 163H191V166H193L192 167V171H189V172H192L193 174H191V173H188V172H186V170H189L188 169V167H186V166H189V165H187L186 164V166H185V164L184 165H182V163L179 165V162L178 161H176L178 158L175 156V154L173 155L172 153H170V152H172V151H174V153H176L177 152V150H176V152H175V149ZM190 148V149H189ZM194 148V149H195ZM211 148V149H210ZM245 148H246V150H245ZM69 149V150H68ZM71 149V150H70ZM78 149V150H77ZM93 151H91V150ZM99 149V150H98ZM110 149L112 150V151H110ZM121 149V150H120ZM194 149H192V150H194ZM203 149V150H202ZM222 149V150H221ZM73 150H75V151H77L76 152V154H74V151ZM80 150H82V152L80 151ZM84 150H85V153H84ZM96 150H98L97 152H96ZM105 150V149H104ZM122 150H123V152L124 151H126L125 153H123L122 152ZM166 150H170V152H166ZM196 150V149H195ZM202 150V151H201ZM217 150V151H216ZM221 150V151H220ZM231 150H233V151H231ZM73 151V152H72ZM86 151H88L87 153H86ZM92 153H91V152ZM102 152V154H101V152ZM115 151V152H114ZM121 151V152H120ZM187 151H189V152H187ZM191 151V152H190ZM197 151V150H196ZM196 151H194V155L196 154ZM200 151V152H199ZM204 151H205V153H204ZM210 151V152H209ZM63 152V153H64ZM100 152V153H99ZM114 152V153H113ZM116 152L118 153V152H120L119 154H116ZM182 152V153H181ZM187 154H186V153ZM216 152V153H215ZM236 154H238L237 152H239V154L238 155H236ZM48 153H50L49 155H50V158L52 159H55L56 157H55V152H53V151H51V152H48ZM80 153V154H79ZM82 153H84V154H86V156H84V159H81V157H82ZM90 155H89V154ZM98 153V154H97ZM166 153H170V154H167L166 155ZM183 153H185V155L187 156H185ZM200 153V154H199ZM202 153V154H201ZM206 153H209V154H211V156L209 157V154H208V157L211 159V158H213V156H214V158L215 157H217V159L215 160V163H218V164H216V166H215V163L213 162L214 160L213 159H211V160H209L206 156ZM215 153V154H214ZM217 153H219L218 155H216ZM221 153V154H220ZM229 153V154H228ZM62 154V155H61ZM73 154H74V157H72L73 156ZM83 154V155H84ZM113 154V155H112ZM182 154V155H181ZM192 155V156H190V155ZM205 154V155H204ZM223 154H225V155H229V159L231 160V162H232V166L230 165V161H229V159L227 158V156H225V155H223ZM233 154V155H232ZM54 155V156H53ZM72 155V156H71ZM81 157H80V156ZM96 155V156H95ZM99 155V156H98ZM103 155H104V157H103ZM111 155V156H110ZM116 155V156H115ZM222 155H223V157H222ZM235 155H236V157H235ZM77 156H79L78 158H77ZM90 156V157H89ZM95 156V157H94ZM102 156V157H101ZM174 156V157H173ZM202 156H205V158H206V160L208 159L209 160V162H208V160H207V162H204L205 161V159H203L204 161H201V159H202ZM231 156H233V158L231 157ZM96 157H97V159H96ZM119 157V158H118ZM171 157H173V159L175 158V161H176V163H178L177 165H178V168H176V170H175V172L172 170V168L174 167V165L176 164H173L172 163V158ZM190 157H191V160H190ZM226 158L225 160H222V158ZM238 157V158H237ZM60 158V159H61ZM67 158H68V156H67ZM99 158V159H98ZM107 158V159H106ZM128 158V159H127ZM189 158V159H188ZM73 159H74V161H73ZM110 160V162L109 161H106V160ZM115 159L117 160V161H115ZM131 159H132V161H131ZM178 159V160H179ZM193 159V160H192ZM228 159V160H227ZM233 159L235 160V161H233ZM236 159L238 160V164L236 163V168H237V170L235 169V167L233 166V164H234V162H236ZM56 160V159H55ZM76 160V161H75ZM81 160H85L87 163H84L83 161L81 162ZM90 160H92V161H90ZM101 160H102V162H101ZM105 160V161H104ZM112 160H113V162H112ZM128 160L129 161H131L130 163L128 162ZM213 160V161H212ZM220 160H222V162L220 163ZM60 161H61V164H60V167L62 168H60L59 167V163H60ZM66 161H68V162H66ZM115 161V162H114ZM181 161V160H180ZM211 161V162H210ZM225 161V162H224ZM70 162H72V163H74L72 166H76V164L78 163V162H81V163H79V165H81L82 163V165H81V167L79 166V168H81V169H79V173H77V168L76 167H74V168H76L75 170H74V168L73 167H71L70 166ZM76 162V163H75ZM104 162V163H103ZM106 162H108V163H106ZM118 162V163H117ZM173 162H174V160H173ZM198 162H200V164L198 163ZM203 162V163H202ZM229 162V163H228ZM241 162H243L245 165H242V163ZM62 163H64V164H62ZM114 163L116 164V165H114ZM170 163H172L173 164V166H172V164L170 165ZM196 163V164H195ZM201 163L204 165H202L201 166ZM211 163V164H210ZM212 163H213V165L216 167V169H214V167H213V165H212ZM222 163H224V164H222ZM226 163V164H225ZM241 163V164H240ZM86 164H89V167H91L92 168V166H94L93 167V169L95 170H90L91 172H93V174H89V173H91L90 171H89V167H88V165H86ZM101 164H104V166H102ZM129 164V165H128ZM133 164V165H132ZM206 164V165H205ZM221 164V165H220ZM228 164H229V168H228ZM251 164H252V166H253V168L254 169H258L257 171L256 170H254L253 168H251ZM67 165V166H66ZM100 165V166H99ZM177 165H175L176 167H177ZM242 165V168H240V166ZM257 166V167H255V166ZM65 166V167H64ZM83 166V167H82ZM101 168H99V167ZM106 166V167H105ZM108 166V167H107ZM118 166H120V167H118ZM169 166L171 167L170 169H169ZM181 166H182V169H179V168H181ZM185 168H184V167ZM207 166V167H206ZM223 169L224 167H225V169H221L220 167ZM231 166V167H230ZM247 166V167H246ZM49 167V166H48ZM66 167H69V168H66ZM97 167H98V169H97ZM211 167H213V169L211 168ZM227 167V168H226ZM246 167V168H245ZM263 169H262V168ZM58 168V169H57ZM59 168H60V170H59ZM64 168V169H63ZM82 168H86L85 170L84 169H82ZM175 168V167H174ZM173 168V169H174ZM189 168H190V166H189ZM211 168V169H210ZM218 168V169H217ZM231 168H233V171L235 172V170H236V172L233 174L232 173V169ZM238 168H240V169H238ZM52 169V170H51ZM57 169V170H56ZM69 169V170H68ZM73 169V170H72ZM103 169H104V172H103ZM108 169V170H107ZM184 169H185V171H184ZM199 169V171H197ZM209 170L210 171V173L208 172V171H204V170ZM242 169H244V170H242ZM248 169V170H247ZM53 170H55V171H57V172H54ZM63 170V171H62ZM68 170V171H67ZM72 170V171H71ZM82 170H84V172L82 173V172H80V171H82ZM88 170V171H87ZM101 170V171H100ZM172 170V171H171ZM184 172H183V171ZM212 170H213V174H212ZM224 170H227V171H225V174H224ZM239 170H241V173H240V171ZM260 170H262V174L260 173ZM61 171V172H60ZM99 171V174H97L96 172H98ZM178 171H182V173L180 174V172H178ZM194 171H196V172H194ZM202 171L205 173V175L204 174H202L201 175V173H202ZM215 171V172H214ZM238 171H239V173H238ZM256 172V174H255V172ZM47 172V173H46ZM52 172V173H51ZM64 172V173H63ZM70 172V173H69ZM109 172H111V174L109 173ZM143 174H142V173ZM151 172H154V174L152 175V173ZM200 172V173H199ZM208 172V174L206 175V173ZM221 172H222V174H221ZM227 172V173H226ZM248 172V175L246 174ZM55 175H54V174ZM61 174V178H60V174ZM65 173H69L68 175H66V177H65ZM72 173H73V175H72ZM75 173H77V174H75ZM104 173H105V176L103 177V175H104ZM106 173H107V175H106ZM109 173V174H108ZM148 173H150V174H148ZM184 173H186V178L183 176V174ZM219 173V174H218ZM230 173H232V177H231V174ZM53 174V175H52ZM95 174H97V175H101V177H98V176H96ZM145 174V175H144ZM190 174V177H191V175H192V177H193V175H194V178H192L191 177V179H193V180H191V179H189L188 177V175ZM199 176H198V175ZM230 174V176H228ZM236 174V175H235ZM241 174H243V177H242V179L241 180H238V179H236V177L237 176H242ZM255 174V176H253V175ZM258 174V175H257ZM261 174V175H260ZM49 175V176H48ZM94 175V176H93ZM113 175V176H112ZM148 175L150 176V178H148ZM152 175V176H151ZM185 175V174H184ZM195 175H197V177L195 176ZM212 175V176H211ZM216 175V176H215ZM219 175V176H218ZM220 175H222V176H224L223 177V179L224 180H226V181H223V179H222V177L220 176ZM257 175V176H256ZM31 178H30V177ZM34 177V179H33V181L35 182V183H33V181H31L32 182V185H30L29 184V178H30V180H32V178ZM46 176V177H45ZM108 176H110V177H108ZM144 176H145V178H146V180H144L145 178H144ZM188 176V177H187ZM201 176V177H200ZM208 176V177H207ZM213 176H214V178H213ZM233 176H236V177H234L236 180H238L239 182H237V181H232V179H233ZM260 176V177H259ZM63 177V178H62ZM91 177V178H90ZM103 177V178H102ZM112 177V179H110ZM199 177V178H198ZM203 177V178H202ZM230 177V178H229ZM250 179H248V178ZM252 177H254L255 179H253L254 181H255V183H254V181L251 179ZM262 177V180H263V182L262 181H259V179ZM97 178L98 179H100L101 178V181H103L102 183L99 181V180H97ZM141 178H143V179H141ZM200 178L202 179V180H205L206 178V182L204 181V182H201L200 181ZM214 179V181L212 180L211 181V179ZM244 178H246V179H248L247 181H248V183H247V181H246V179H244ZM37 179H38V181H37ZM60 179H62V181L60 180ZM64 179H65V181H64ZM82 179V180H81ZM103 179V180H102ZM108 179H109V181H108ZM209 179H210V182H209ZM217 179V180H216ZM227 179H228V181H227ZM243 179L246 181V183L244 184V181H243ZM79 180H81V182H82V185H80L81 183H78L77 181H79ZM108 181V182H106V181ZM230 180L232 181L231 182V184L229 185L228 184V182L230 183ZM261 180V179H260ZM37 181V182H36ZM47 183H46V182ZM61 181V182H60ZM216 181V182H215ZM242 181V182H241ZM251 181H252V184L253 185H256L257 184V181H258V184L260 183L261 185H262V189H260L261 188V185H259V187H258V185H256L257 187H254V186H250V185H252V184H250L251 183ZM41 182V183H40ZM80 182V181H79ZM97 182H98V185H96L97 184ZM195 182H199V183H201V184H199V186H198V184H197V186L200 188V187H203L204 186V189H203V191H202V193H201V190L200 189H198L197 188V190L198 191H196V184H195ZM208 182H209V184H208ZM218 182V183H217ZM224 182V184H225V187H227V186H229V187H227V188H224V189H226V191L228 190V189H230V190H228V192H231V194H227L226 193V191L224 190V189H222V190H216V193H215V191H213V192H210V190H208V193L210 192V194H208V193H206V190H207V188L209 189V187H210V189H211V191L212 190H214V189H216V188H211V186L213 185V186H218V185H220L221 183H223ZM76 183H77V185H76ZM83 183L85 184V183H88V184H86V185H83ZM206 183V184H205ZM213 183V184H212ZM216 183V184H215ZM233 183H235V184H233ZM238 183H241V184H239L238 185ZM44 184V185H43ZM64 184H67V185H64ZM99 184H101V185H99ZM203 184H205V185H203ZM208 184V185H207ZM233 184V185H232ZM237 184V187L235 186ZM244 184V185H243ZM59 185L60 186H62V187H59ZM71 185V186H70ZM78 185H80V186H78ZM87 185H90L89 187H87ZM97 187H95V186ZM211 185V186H210ZM222 185V184H221ZM231 185L233 186V187H235V188H237L236 190H235V188L232 190V187H231ZM240 185H242V189L240 188ZM246 185V186H245ZM248 185L250 186V187H248ZM37 186H39V187H37ZM42 186V187H41ZM44 186V187H43ZM70 188H68V187ZM82 186H85V188H86V190H87V194L85 193V192H82V191H85L84 190V187H82ZM102 188H101V187ZM206 186V187H205ZM245 186V187H244ZM34 187V188H33ZM41 187V188H40ZM52 187V188H51ZM72 187V188H71ZM78 187H79V190H78ZM222 187H223V185H222ZM222 187H220V188H222ZM253 187L255 188V189H253ZM35 188H38V189H40V190H36ZM44 188V189H43ZM68 188V189H67ZM80 188L82 189L81 190V193H80ZM94 188V189H93ZM245 188V189H244ZM249 188H251V189H249ZM257 188V189H256ZM41 189H42V192L44 191V193L47 191V194L45 195L46 196V198H44V195L42 196L41 194H39L38 192H41ZM52 189H53V192H51L52 191ZM56 189L59 191H57V192H55L56 191ZM60 189V190H59ZM63 189V190H62ZM91 189V190H90ZM107 189V190H106ZM202 189V188H201ZM241 189V190H240ZM252 189H253V191H252ZM36 190V191H35ZM68 192H67V191ZM70 190V191H69ZM73 190V191H72ZM88 190H90V192L88 191ZM105 192H104V191ZM233 192H232V191ZM234 190L235 191H239L238 193L237 192H234ZM246 190V191H245ZM252 192H251V191ZM256 190H259L258 191V193H257V191ZM35 191V192H34ZM60 191H61V193H60ZM65 191H66V193H65ZM96 191V192H95ZM220 191V192H219ZM241 191V192H240ZM254 191H255V193L256 194H254ZM263 191V192H262ZM33 192V193H32ZM49 192V193H48ZM50 192H51V194H50ZM63 192V193H62ZM71 192H73V193H71ZM89 192V193H88ZM199 192H200V194H199ZM221 193V194H218V193ZM245 192H247L246 194H245ZM248 192H250V194H248ZM260 192V193H259ZM262 192V193H261ZM34 193H36V194H34ZM44 193H42V194H44ZM62 194V195H60V194ZM79 193H80V195H79ZM90 193H94L93 194V196H92V194L90 195ZM96 193H97V195H96ZM197 193V194H196ZM205 194V196L207 197L206 199L204 198L205 196H204V194ZM224 193H226V195L225 196H227L226 198H224L225 199V201H227V202H229L228 203V205H227V202H225V201H223L222 200V196H224ZM244 195H243V194ZM253 193V194H252ZM38 194H39V196H38ZM54 194V195H53ZM66 194V195H65ZM70 194V195H69ZM84 194V195H83ZM98 194H99V196H98ZM202 194V195H201ZM208 196H207V195ZM257 194H259V195H257ZM261 194H263V195H261ZM56 195H58V197L56 196ZM64 195V196H63ZM68 195V196H67ZM75 195V196H74ZM78 195V196H77ZM82 195V196H81ZM198 195V196H197ZM211 195V196H210ZM214 197H213V196ZM216 195L218 196L216 199H215V197H216ZM219 195H221V199H220V197H219ZM231 195H234V196H231ZM236 195V196H235ZM248 195H251V197H248ZM254 195H256V196H254ZM42 196V197H41ZM50 196V197H49ZM57 197V198H54L53 199V197ZM65 196H67V197H65ZM70 196H71V198H70ZM85 196V197H84ZM99 198H98V197ZM101 196V197H100ZM179 196V197H178ZM193 196V197H192ZM197 196V197H196ZM201 197V196H203V198L201 197L200 198V203L199 202H197L198 201V197ZM245 196V197H244ZM249 198H247V197ZM254 196V199L252 198ZM2 197L3 196H1L0 197V201H2L3 199H2ZM49 197V198H48ZM60 197V198H59ZM64 197H65V199H64ZM74 198V201L76 202H74V204H72L73 206L71 207V208H73V210L72 209H70V207L68 206L69 205V203H71L72 201H71V199H73ZM75 197H76V199H75ZM80 197L81 198H83L82 200L80 199ZM91 197H93V198H91ZM180 198L179 200H178V198ZM208 197H210V198H208ZM211 197H213L212 199H211ZM48 199V200H50V201H52L53 203H55L56 204V202H58V204H59V206L58 207H60V209H61V211H63V209L62 208H64V207H69L68 209H69V211H68V209H66V208H64V210H67V211H63L62 213H63V215L62 214H60L59 215V217H57L56 216V214H54V216H53V222L51 221V218H49V217H51V215H52V212L53 211H48L47 209L45 210V205L42 203V201H41V199ZM62 198H63V200H65L66 202H68V204L65 202V201H63L62 200ZM77 198H79V199H77ZM92 199L94 202H92V204H91V206L92 207H90V202H88V199ZM175 198H177V200L175 199ZM194 198H196L197 199V201L195 202V200L196 199H194ZM251 198H252V200H251ZM261 198V199H260ZM2 199V200H1ZM52 199V200H51ZM67 199H69V200H67ZM96 199H97V201H96ZM203 199H205V201L203 200ZM221 200V203L219 204V202L218 201H220ZM243 199H245V200H243ZM248 199V200H247ZM81 200V202H82V204L79 202ZM92 200H89V201H92ZM180 201V203H181V201H183L179 206H178V209H177V206L175 205V207H174V204H176L177 202H175V201ZM189 200V201H188ZM203 200V201H202ZM212 200V201H211ZM260 200V201H259ZM63 201V202H62ZM71 201V202H70ZM78 201V202H77ZM111 201L114 203V208L112 207V205H113V203H112V205H110V203H111ZM166 201V202H165ZM188 201V202H187ZM193 201V202H192ZM208 201V202H207ZM223 201V202H222ZM245 201V202H244ZM251 201V202H250ZM95 202H97V203H95ZM162 203V205L164 206L165 205V207H163V206H160V204ZM175 202V203H174ZM201 202H203V203H201ZM206 202V203H205ZM225 202V203H224ZM240 202H241V200H240ZM260 202V203H259ZM78 203H80V205L81 206H79V204ZM103 203V204H102ZM155 203H158V205L156 204L155 205ZM164 203V204H163ZM174 203V204H173ZM184 203V204H183ZM187 203V204H186ZM196 203V204H195ZM259 203V204H258ZM42 204V205H41ZM58 204H56V205H58ZM95 204V205H94ZM100 204L102 205V206H100ZM142 204H143V207H145L143 210L141 209H139V208H141L140 206H142ZM144 204H145V206H144ZM188 204H190V205H188ZM194 206L193 207V210H192V212H191V210H188V208L189 209H192V207H190V206H192V205ZM201 205L198 209H197V207H196V205ZM216 204H215V206H216ZM231 204H232V206H231ZM257 204V205H256ZM63 205V206H62ZM83 205V206H82ZM94 205V206H93ZM104 205V206H103ZM140 205V206H139ZM155 207H154V206ZM168 205V206H167ZM171 205V206H170ZM183 205H185L184 207H183ZM204 205L206 206H209V207H205L206 208V210L204 209L203 211H208V212H210V210L212 211V213L210 212V213H206L205 212V214L203 213V212H201V208H204ZM210 205H211V207H210ZM76 208H75V207ZM147 206H148V208H147ZM159 206V207H158ZM203 206V207H202ZM213 206V207H212ZM259 206V207H258ZM43 207V208H42ZM139 207V208H138ZM153 207V208H152ZM158 207V208H157ZM161 207H163L164 208V210H163V208L162 209H160ZM169 207V208H168ZM171 207H173V210L172 209H170ZM181 207H182V209H181ZM187 207V208H186ZM196 207V208H195ZM244 207V208H245ZM79 208V209H78ZM149 208H150V210H149ZM156 208V210L158 211H155V210H153V209H155ZM165 208H167L166 209V212H169V220L167 221V223H164V220H162L161 218V215H160V212H161V214H162V212H165ZM174 208H175V210H174ZM208 208V209H207ZM249 208V209H248ZM41 209V210H40ZM146 209H147V211H146ZM159 209H160V211H159ZM181 209V210H180ZM196 209H197V211L200 209V211L199 212H197L196 211ZM80 210V211H79ZM82 210H84V211H82ZM145 210V213L143 212ZM172 210V211H171ZM179 211V212H181V213H177V211ZM184 210H186L185 212H184ZM41 211V212H40ZM47 211H48V213L49 214H51V215H49V216H47ZM61 211L59 212V211H57V212H59V213H61ZM72 211H74L73 213H72ZM79 211V212H78ZM90 211H93V212H91V213H93V215H91V217L89 216V212ZM101 211V212H100ZM152 213V214H149L150 212ZM188 211V212H187ZM54 212H56V211H54ZM99 212V213H98ZM139 212H143L142 213V216H141V213L139 214ZM149 212V213H148ZM155 212V213H154ZM175 212V213H174ZM192 214H191V213ZM197 212V213H196ZM201 212V213H200ZM251 214V215H249V213ZM88 213V214H87ZM103 213V214H102ZM159 213V214H158ZM171 213V214H170ZM182 213L184 214L185 213V215L183 216L182 215ZM188 213H189V215H188ZM94 214H98V215H94ZM99 214H101V215H99ZM147 214H149L148 215V217H147V219H145L146 218V216H147ZM154 214H155V216H154ZM156 214H157V216H156ZM168 214V213H167ZM173 214H175V215H173ZM179 214V215H178ZM191 214V215H190ZM200 214V217H202V218H200L198 215ZM204 214V215H203ZM58 215V214H57ZM82 215V216H81ZM88 215V216H87ZM151 215V216H150ZM173 215V216H172ZM178 217H177V216ZM194 215V216H193ZM202 215V216H201ZM83 218L84 216V220L83 221H85V222H83V221H81L82 219H81V217ZM93 216V217H92ZM159 216H160V218H159ZM172 216V217H171ZM175 216V217H174ZM192 218H191V217ZM205 216V217H204ZM223 216V215H222ZM37 217V218H36ZM90 217V218H89ZM133 217V218H132ZM144 217V218H143ZM151 217V220L149 219ZM153 217H155V218H153ZM243 217H245V218H243ZM39 218V219H38ZM87 219V221H86V219ZM93 218V219H92ZM175 218V219H174ZM179 218H180V220H179ZM181 218H182V220H181ZM193 218H195V219H193ZM198 218H200L199 219V221L198 222H196L197 224H198V226H202V228L200 227V230L197 228L196 229V227H198L197 225H195L196 223H194L193 224V221H197V219ZM203 218H204V220H203ZM81 219V220H80ZM90 219V220H89ZM158 221H157V220ZM177 219V220H176ZM223 219H225V217L223 218ZM253 219H254V221H253ZM37 220H40L39 222L37 221ZM128 220V221H127ZM152 220H153V224L155 225L154 227H152L153 225H151L152 224ZM155 220V221H154ZM162 220V221H161ZM171 220V221H170ZM190 220V221H189ZM193 220V221H192ZM201 220H203V222L201 221ZM221 220V221H220ZM240 220H243V221H240ZM253 221V223H254V225L256 224V223H259L258 225H256V226H258V227H256V226H254L253 225V223L251 222V221ZM24 220H22L21 219V224L24 226V222H23ZM51 221V222H50ZM157 221V222H156ZM173 221V222H172ZM192 221V222H191ZM230 221H231V219H229L228 221H227V223L229 222V224H230ZM239 221V222H238ZM256 221V222H255ZM42 222V223H41ZM160 223V224H158L157 225V223ZM199 222H200V224H199ZM219 222H221V223H219ZM225 222V220L223 221V223ZM232 222V221H231ZM251 222V223H250ZM40 223V224H39ZM101 223V224H100ZM162 223H164V224H162ZM203 225H202V224ZM86 224H88V225H86ZM124 224V225H125ZM162 224V225H161ZM192 224V225H191ZM249 224H250V226H249ZM36 225H39V227L38 228H40V229H38V228H36ZM40 225H42V227L40 226ZM123 225V226H124ZM157 225V226H156ZM159 225H161V226H159ZM167 225V226H166ZM193 225H195V226H193ZM253 225V226H252ZM122 226V227H123ZM137 226V227H136ZM162 226H165V227H162ZM193 226V227H192ZM84 227H87V229H89V230H85L84 229V231L82 232L81 231V228H84ZM139 227V228H138ZM251 228H253V229H251ZM44 229V230H43ZM144 229H142V230H144ZM147 230H144V231H146L147 233H146V236L147 235H150V236H152L153 234H155V232H154V229H153V231L151 230H149L150 232H148V229H149V227L148 228H146ZM164 229V231H163V235L165 234V236H167L168 237V239H167V237H165L167 240H166V243L168 244H166L168 247H170V248H168V247H166V249H168L169 251L172 249V247L170 246V242H172V239H171V241L168 243V241L170 240L169 239V235H170V233H168L167 234V230H168V228L165 230ZM216 229H218V230H216ZM24 230L26 231V230H28L27 229V227L26 226H24ZM43 230V231H42ZM106 230H108L107 232L108 233H106ZM198 230V231H197ZM216 230V231H215ZM237 230H239V229H237ZM89 231V235H88V233L87 232ZM251 231H253V232H251ZM116 232H117V234H116ZM138 232V231H137ZM154 232V233H153ZM94 234V236H92L93 234ZM106 233V234H105ZM153 233V234H152ZM29 234V235H30ZM44 237V236H46V237H42V236ZM86 235H88V236H86ZM91 235V236H90ZM105 235V236H104ZM201 235H203L202 236V238H201ZM205 235V236H204ZM150 236L149 237H147V240H149V238H150ZM156 236V235H155ZM155 236H153V237H151V239L152 240H154L155 239ZM207 236V237H206ZM34 237H36V238H34ZM38 237V238H37ZM43 239H42V238ZM84 237H85V239H84ZM88 237H90L89 238V242H87L86 241V239H88ZM92 237H93V239H94V241H93V239H92ZM198 237H200L201 238V240H200V238L198 239ZM32 239H34L33 241H32ZM83 239V240H82ZM103 240V241H102ZM200 240V241H199ZM83 241H84V243H83ZM102 241V242H101ZM205 241H207V243H205ZM87 242V243H86ZM91 242H93V245L91 244ZM95 242L97 243V245L98 244H100V242L101 243H103L104 245V247H102V249H100V247H99V245L97 246V247H95L94 246V244H95ZM82 243V244H81ZM90 243V244H89ZM106 243V244H105ZM173 243V242H172ZM171 243V244H172ZM204 243V244H203ZM85 244H87L86 246H85ZM188 244V246H190L189 245V243H187ZM208 244L210 245V246H208ZM84 245V246H83ZM92 245V246H91ZM172 245H174V243L172 244ZM90 246V248H88ZM100 246H102V244L100 245ZM224 246V247H223ZM34 247V248H33ZM85 247V248H84ZM208 247V248H207ZM220 247L223 249V251L221 252V251H218V252H216L215 253V257L214 256H212L213 258V260H215V259H217L216 257H220L219 259H217V260H223V259H225V260H227V256H228V259H230L229 258V255H226L225 253H227L228 252V249L225 247V245H220ZM32 248H33V250H32ZM64 248V249H63ZM84 249V250H82V249ZM95 248H97L96 250H93L92 251V249H95ZM99 248V249H98ZM206 248V249H205ZM61 249V250H60ZM69 249H71V250H69ZM80 249V250H79ZM205 249V250H204ZM56 250L58 251V252H56ZM65 250V251H64ZM74 250H76V251H74ZM79 250V251H78ZM105 251H106V249H104ZM103 250V251H104ZM173 250V249H172ZM225 250V251H224ZM226 250H227V252H226ZM28 251V252H27ZM69 251V252H68ZM77 251H78V253H77ZM174 252H175V254H177V255H175V256H180V253H181V251L179 252H176V250H173ZM80 252V253H79ZM83 252V253H82ZM98 252H100V253H98ZM134 252V253H133ZM77 253V254H76ZM107 253H108V251H107ZM132 253H133V255H135V256H138L137 255V253L135 252V251H132ZM223 253V254H222ZM28 254V255H27ZM37 256H36V255ZM79 254H81L82 255V257H81V255H80V257L81 258H78L79 257ZM84 254V255H83ZM173 254V252L171 253V255ZM228 254V253H227ZM47 255H49V259H48V256ZM57 255V256H56ZM76 255H77V257H76ZM174 255V254H173ZM217 255V256H216ZM220 255V256H219ZM224 256V257H222V256ZM226 255V256H225ZM33 256V257H32ZM36 256V257H35ZM39 256V257H38ZM47 256V259L48 260H44L43 261V259H46L45 257ZM101 256L103 257V258H101ZM206 256V257H205ZM85 257H86V259H85ZM140 257V256H139ZM151 258V256H148V258ZM202 257H205V258H202ZM34 258V259H33ZM101 258V259H100ZM147 258V256H146V258H145V260L147 261H150L149 259ZM88 259V260H87ZM106 260V261H104V260ZM41 260L43 261V262H41ZM50 260H51V262H50ZM202 260V261H203ZM3 261V259L2 258H0V262H2ZM30 261V262H29ZM90 261V262H89ZM101 261H102V263H101ZM88 262V263H87ZM55 264V263H54Z\"/></svg>","mask_w":264,"mask_h":264},{"label":"snow or ice","instance_id":"3","mask_svg":"<svg viewBox=\"0 0 264 264\" xmlns=\"http://www.w3.org/2000/svg\"><path fill=\"white\" fill-rule=\"evenodd\" d=\"M25 7H30V5L12 3V2H9V0H0V17L7 19L10 16H12V18L16 22H22L21 17L19 16L18 13L13 15V10L25 8ZM229 7L244 8V7H247V5L243 3H238V4H231L229 5ZM261 9H262V15H264V0H262L261 2ZM233 22L234 21L232 20H229V21L221 20L219 22L220 23L219 28L215 27V22H214L213 32L214 33L219 32L223 34L228 29L229 25ZM262 33H264V29H262ZM243 150H244L243 145L241 144V151ZM236 179H242V176H237ZM229 202L233 203L231 198H229ZM234 203L235 204L240 203L239 196L236 197ZM246 204H247V201L245 202V206ZM260 212H261V219H260L261 258L259 261L240 258L241 256L246 255L251 252L254 241L251 239L250 234H249V230L247 227V219L246 218L244 219V222L242 225L236 223V221L240 219L242 209L228 207L224 205L223 203H221L218 206L216 214L217 215L222 214L225 217V222L218 226L219 230L217 231L216 236L213 238V246L211 249L207 250L206 255L209 257H212L215 255L216 252L223 251L220 245H226L227 248L230 249V251L228 252L230 259L227 261V264H264V196H262V199H261ZM229 219L233 221L231 224L227 223ZM205 243H207V241H205ZM196 251H199V249H196ZM0 264H7V262H0ZM92 264H96V262L93 261ZM183 264H221V262L217 260H213V259H207L203 262L184 261Z\"/></svg>","mask_w":264,"mask_h":264}]
</instances>
